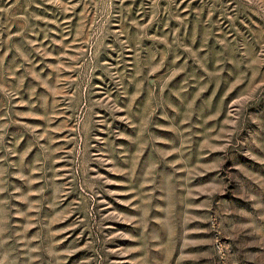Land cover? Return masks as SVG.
<instances>
[{
  "label": "rangeland",
  "instance_id": "rangeland-1",
  "mask_svg": "<svg viewBox=\"0 0 264 264\" xmlns=\"http://www.w3.org/2000/svg\"><path fill=\"white\" fill-rule=\"evenodd\" d=\"M0 264H264V0H0Z\"/></svg>",
  "mask_w": 264,
  "mask_h": 264
}]
</instances>
